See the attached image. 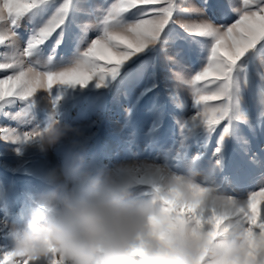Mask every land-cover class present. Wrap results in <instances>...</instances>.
Masks as SVG:
<instances>
[{"label": "rangeland", "instance_id": "1", "mask_svg": "<svg viewBox=\"0 0 264 264\" xmlns=\"http://www.w3.org/2000/svg\"><path fill=\"white\" fill-rule=\"evenodd\" d=\"M223 2L224 0H208L205 8L203 0H180L182 6H194L206 11L217 24L228 25L236 17L231 13L226 17L221 15L220 6ZM76 3L81 11L76 15L75 22L93 24L91 12L96 8L106 7L111 0H76ZM233 3H238V0H233ZM133 18L135 17L129 16V19ZM189 19L196 17L177 15V23L173 26L175 32L185 35L179 28V22ZM26 28L25 20L20 27L25 38ZM78 34L79 29L70 25L55 54L58 67L67 66L60 63V58L72 56L75 36ZM96 34L94 28L90 29L89 40ZM54 41L55 34L44 46L41 62L49 54ZM19 46H24V39L19 41ZM154 57L158 87L137 98L150 81L147 74H137L136 70ZM169 57L172 59H168ZM204 62L205 55L199 48L177 41L169 44L166 51L159 55L133 58L122 70V74L131 75L117 85L115 81L109 80L97 87L95 78L83 87L79 84L54 85L50 90L52 95H60L55 109L51 106L49 91L39 89L34 97L35 105L28 115L13 120L0 114V127L31 131L33 127L43 128L50 113H54V118L59 122L79 127L83 133L79 137L69 133L53 145H48L39 137L17 143L0 139V253L10 244L9 228L15 224L22 225L26 219L29 195L45 191L63 180L60 175L61 166L71 151L70 143L74 139L83 145L85 163L89 167L114 168L134 160L156 161L180 172L194 155L199 157L201 168H206L209 160L220 156L222 168L217 170L215 180L222 184L227 195L234 198L236 207H245L247 195L264 186V116H259V82L255 71L242 94V108L247 120L231 123L229 133L219 143V153L214 155L223 131V122L210 135L202 127L193 129L185 141L186 147L181 155L173 159L170 154L173 148H179L182 139L176 119H187L195 114L190 89L175 84L174 74L190 78ZM255 68L261 70L264 66L257 61ZM2 75L4 73H0ZM174 84L179 101L183 104L180 108L167 92V88ZM25 107V102L17 101L5 111L15 114ZM208 214L210 212L206 207L205 215ZM238 215L242 216V213ZM241 223H244L243 219ZM50 259L44 257L35 264H50Z\"/></svg>", "mask_w": 264, "mask_h": 264}, {"label": "snow or ice", "instance_id": "2", "mask_svg": "<svg viewBox=\"0 0 264 264\" xmlns=\"http://www.w3.org/2000/svg\"><path fill=\"white\" fill-rule=\"evenodd\" d=\"M203 3L207 8L208 0ZM220 10L222 16L231 13L235 20L228 25L217 24L206 11L182 6L180 0H111L106 7L91 12L93 24H77L75 17L81 10L76 0H0V49H3L0 51V73H4L0 76V114L13 120L28 115L39 89L49 91L51 106L55 109L60 95H52L50 90L54 85L85 86L94 78L97 87L109 80L117 85L131 75L122 74V70L133 58L159 55L169 44L183 41L199 48L205 55V62L190 78L174 74L175 84L190 89L195 114L187 119H176L182 139L179 148H173L170 154L173 159L181 155L193 129L202 127L210 135L223 122L219 148L231 123L247 120L242 94L254 71L259 82V112L264 108V69L255 68L257 61L264 66V0H238V3L224 0ZM177 15L196 17L179 22L185 35L174 30ZM129 16L135 18L129 19ZM25 20L26 38L20 32ZM70 25L79 29L75 49L71 57L60 58V63L67 66L58 67L55 54ZM92 28L97 34L89 40ZM54 34L49 54L41 62L44 46ZM21 39H24L22 48L19 46ZM155 67L154 57L136 70L137 74H147L150 81L137 98L158 87ZM175 84L168 87L167 92L180 108L183 104ZM17 101L25 102L26 107L15 114L5 111ZM39 129L20 131L19 128L0 127V139L13 143L28 141L38 137ZM245 205L240 212L244 224H250L249 232H264V202L257 203L249 193ZM0 264H15L12 254H0ZM51 264L63 262L53 258Z\"/></svg>", "mask_w": 264, "mask_h": 264}, {"label": "clouds", "instance_id": "3", "mask_svg": "<svg viewBox=\"0 0 264 264\" xmlns=\"http://www.w3.org/2000/svg\"><path fill=\"white\" fill-rule=\"evenodd\" d=\"M69 133L83 134L50 113L37 135L53 145ZM70 148L63 180L30 194L24 223L9 228L10 244L2 253H11L15 264L44 257L50 264L53 258L63 264L264 262V232H249L238 215L241 207L215 180L222 157L201 168L194 155L180 172L156 161L89 167L83 145L74 139ZM250 196L264 202V186Z\"/></svg>", "mask_w": 264, "mask_h": 264}]
</instances>
